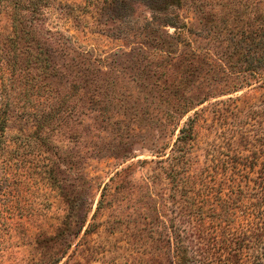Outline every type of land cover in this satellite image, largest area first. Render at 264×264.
<instances>
[{
  "label": "rangeland",
  "instance_id": "rangeland-1",
  "mask_svg": "<svg viewBox=\"0 0 264 264\" xmlns=\"http://www.w3.org/2000/svg\"><path fill=\"white\" fill-rule=\"evenodd\" d=\"M16 1L0 0V264H173L175 230L198 246L172 153L196 111L193 166L240 162L258 189L264 0H20L43 9L18 25L34 42ZM263 251L248 241L243 263Z\"/></svg>",
  "mask_w": 264,
  "mask_h": 264
},
{
  "label": "trees",
  "instance_id": "trees-1",
  "mask_svg": "<svg viewBox=\"0 0 264 264\" xmlns=\"http://www.w3.org/2000/svg\"><path fill=\"white\" fill-rule=\"evenodd\" d=\"M27 13H31L32 17L40 18L43 15V9L34 7L30 10L20 0L16 1L12 13L14 32L17 38L28 40L31 36L30 41L34 42L37 37L31 35L28 25L20 29L18 27L28 17ZM21 14L25 15L22 19H20ZM45 60L46 63H42L43 71L49 73L47 69L52 66L51 56L45 55ZM189 111L190 107H182L180 112L185 116ZM8 112L9 109L7 110L2 104L0 148L6 147L3 137L8 127ZM201 112L196 111L195 115L189 117L180 128L172 149V153H176L174 158L176 157L177 160L174 165L176 167L174 178L179 182L181 172L177 167L182 165L186 169L185 166H187L186 173L190 184L191 194L187 205L188 226L185 229V237L189 238L194 234L200 241L198 246L195 245L190 249L184 245L183 234L175 230L173 238L171 237L174 240L176 253L173 264H244L243 254L248 241H259L264 236V176L261 175L259 180H255L258 189H254L249 184V179L247 183H243V179L246 178L244 171L247 168H240V162L228 165L215 159L210 161L206 159L204 165L193 166L194 151L199 144ZM42 126L44 128L43 123ZM23 138L25 140L20 139L16 149L21 148L25 142L27 144L30 142V140L26 141V136ZM6 153H0V163L10 168L11 158ZM261 174H264V168ZM243 184L248 186L245 187ZM58 262L59 259H55L47 264ZM40 264H44L43 261ZM254 264H264V261L257 259Z\"/></svg>",
  "mask_w": 264,
  "mask_h": 264
}]
</instances>
